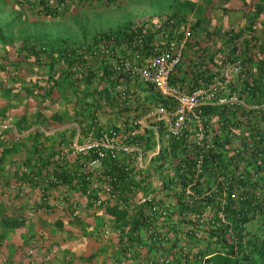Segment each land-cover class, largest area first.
<instances>
[{"label":"trees","instance_id":"trees-1","mask_svg":"<svg viewBox=\"0 0 264 264\" xmlns=\"http://www.w3.org/2000/svg\"><path fill=\"white\" fill-rule=\"evenodd\" d=\"M113 1L115 0H96L92 3L105 5ZM16 2L23 12L29 9L36 15L54 16L67 11L76 2L86 1L16 0ZM62 2H65V7L57 10V5L61 6ZM251 2L253 6L252 10L247 11L249 14L247 23L238 29L229 27L225 31L226 37L218 59L220 64L235 59L242 62L241 70L228 84L226 92L230 93L233 90L239 92L245 104L235 109L226 104H213L207 107L213 114V127L220 131V136L215 139L214 146L203 150L201 179L197 185L192 186L196 196L191 194L185 196L182 190L178 192L179 188L188 183L192 173L190 165L195 151L197 152V147L190 142L186 134L167 138L162 132L160 138L164 142L160 144L158 153L139 170L135 169L131 152L120 153L115 158H98L93 149H73L72 143L75 140L70 139L61 142L45 157L46 160L39 157L37 161H31L28 158L18 178L26 180L27 183H38L43 195L41 202L44 205L49 203V190L64 187L66 198L70 197L66 200L69 218H83L79 207L82 196L86 205L98 208L99 223L103 232H106L111 222L117 224L118 239L126 241L123 247L125 251L123 254L126 256L136 255L135 250L131 249L138 242L146 250V242L150 241L149 245L156 247L157 251L169 240V244L172 240L179 243L177 238L180 234L190 249L180 247L187 255L184 259L186 261L189 260L191 252L193 261L199 260L197 264H264V0ZM181 14L180 10L172 12L170 18H176L173 23L162 22L164 25L157 30H149L147 37L155 38L156 34L164 32L163 28L171 32L175 25L178 26L181 22L177 18ZM149 22L151 28L155 27L151 21ZM257 27L261 31L260 34L256 31ZM136 30H139L137 26L126 24L122 28L105 33L98 42L85 45H91L87 46L90 49L103 39L104 42L108 41L111 36L117 40H124L131 37ZM5 42L0 34V43L3 45ZM78 46L79 44L68 45L65 40L47 44L24 41L19 45L48 60L52 85L74 90L73 87L83 81L86 87L82 90L89 96L96 95L92 98V103L101 98L109 121L104 125L101 123V126L98 115L92 111L90 121L80 122H86L84 125L80 124L82 136L77 138L78 142H82L87 137L98 136L102 128L113 125V120L120 111L124 115L132 110L120 101L117 94L116 86L121 80L120 75L111 67V58L93 56L91 59L82 60L74 53ZM86 62H89L88 67ZM56 64L60 69L58 75L53 69ZM216 66H218L216 63L213 67L207 65L199 71L196 68L195 72L192 64L189 69L193 70L190 84L186 83L185 88L191 89L211 78L217 72ZM179 69L180 67L176 68L177 72ZM178 78L175 73L173 81L178 83ZM91 81L96 83L94 92L87 90ZM132 88L135 97L141 103L154 100V94L149 87L135 83L132 84ZM138 107L146 108L138 103L134 109ZM95 117L96 121H93ZM130 120L125 119L130 141L141 145L144 150L154 146L155 139L152 138L153 132L150 128L138 129ZM200 150L198 149L199 153L202 151ZM95 158L97 162L89 166V162ZM254 167L252 171L255 172V178L247 184V178L251 176L248 169ZM240 171L247 172L242 182L239 179ZM216 175L225 177L230 175V186L236 181L238 187L243 185L242 191L247 192L245 198L237 203L228 194L225 204L221 206L217 202V196H204V191L217 180ZM147 194H152V198L139 202L141 197ZM186 198L193 201L190 202ZM185 211L187 214L183 213ZM220 212L224 214V219L221 218ZM188 213L198 215L189 218ZM186 224L188 226L181 229ZM250 225L253 226V230H250ZM160 253L164 254L165 251ZM163 254H159L158 257L148 254L147 260H144L142 254L138 257L145 261L144 264H166L168 261ZM207 254L209 256H206ZM202 258L204 263L201 261ZM175 259L179 261L178 258ZM169 264L173 263L170 261Z\"/></svg>","mask_w":264,"mask_h":264},{"label":"crops","instance_id":"crops-1","mask_svg":"<svg viewBox=\"0 0 264 264\" xmlns=\"http://www.w3.org/2000/svg\"><path fill=\"white\" fill-rule=\"evenodd\" d=\"M177 2L189 7L180 21L193 30L186 37L177 72V82L185 87L192 77L193 70H189L192 64L197 72L216 63L218 72L221 65L216 59L225 31L229 27H243L249 18L247 11L253 5L251 0ZM166 13L150 14L147 18L154 23ZM196 22L199 26L194 33ZM256 31L261 32L258 27ZM36 54L19 45L0 43V264H144L150 254L158 257L163 254L161 251H165L168 259L178 258L179 264H197L192 258L189 261L179 258V243L185 240L180 234L179 243L172 240L169 244V240L157 251L149 245L150 241L146 242V250L138 242L131 249L136 255L126 256L123 254L126 241L118 239L117 224L111 222L103 232L98 208L86 205L82 196L79 207L83 218H69L66 200L70 197L66 198L64 187L49 190L50 200L44 205L38 183L18 178L28 158L46 160L61 142L80 138V127L86 123L80 122L90 121L92 111L98 115L100 125L109 121L101 98L92 103L96 95L89 96L84 88L74 85L75 90H65L52 85L48 60ZM53 69L58 75L57 64ZM77 108L80 109L75 111ZM3 124L7 126L3 128ZM249 228L253 230V226ZM139 254L143 255V261Z\"/></svg>","mask_w":264,"mask_h":264},{"label":"built area","instance_id":"built-area-1","mask_svg":"<svg viewBox=\"0 0 264 264\" xmlns=\"http://www.w3.org/2000/svg\"><path fill=\"white\" fill-rule=\"evenodd\" d=\"M85 1L92 3L96 0ZM63 7H65V2H62L61 6L58 4L56 9L61 10ZM162 22H172V19L164 18L162 21H157L153 30H157L161 25H164ZM148 28L149 24L143 23L140 25L139 30H136L127 39L117 40L111 36L108 41L94 45L90 49L87 46L90 47L91 45L76 47L78 49L74 53L82 60L91 59L93 56L111 58V67L118 73L117 75H120L121 80L116 86L117 94L120 101L129 106L132 111L124 115L120 111L113 120V125L102 128L96 137H87L82 142L75 140L72 147L75 150L93 149L98 158H115L120 153L131 152L135 169L139 170L148 164L152 156L158 153L160 144L164 142L160 138L162 132L167 138L186 134L190 142L197 147V152L195 151L192 164H189L192 173L188 183L186 186L179 188L178 192L182 190L185 196L190 194L196 196L193 193L192 186L197 185L201 179L203 150L214 146L215 139L220 136V131L213 127V114L207 107L213 104H226L235 109L245 104L244 98L239 95V92L235 90L230 93L226 92L228 84L241 70L242 62L240 59L224 61L220 64L218 72L211 78L191 89H186L173 81L176 65L180 63L183 56L184 39L180 37L177 29L169 32L165 28H163L164 32L156 34L153 39H149L147 37ZM69 50L71 51V48ZM86 65L88 67L89 62H86ZM135 83L136 85L149 87L154 94V100L141 103L133 92L132 84ZM138 103L146 108L138 107L134 109ZM109 116H111V113ZM126 118H130L132 124L138 129L141 127L150 128L153 132L152 138L155 139L154 146L152 145L150 149L144 150L141 145L131 142L125 126ZM93 121H96V117L93 118ZM6 126V124L2 125L3 128ZM198 149L202 151L200 150L199 153ZM64 150L66 152V149ZM96 162L97 158L91 160L88 165H93ZM248 171L251 176L247 178V184L255 178V172L252 169H248ZM246 175L247 172H239L241 182ZM216 177L215 183L204 191V196H217V202L221 206L225 204L228 194L237 203L245 198L247 192L242 191L244 190L243 185L238 187L237 181L233 185H229L230 175L227 177L216 175ZM152 196V194H147L141 197L139 202L150 200ZM186 199L190 202L193 201L191 198ZM183 213L187 214L186 211ZM188 214L193 218L198 215L197 213ZM219 214L224 219V214L222 212ZM180 247L189 248L182 240ZM206 256H209V254ZM186 257L185 251L181 249L179 258L186 259ZM188 257L189 260L194 259L192 256ZM203 260L204 258L201 260L202 263H204ZM166 261H168L166 264H169L170 261L173 264H179V261L175 258H166Z\"/></svg>","mask_w":264,"mask_h":264},{"label":"rangeland","instance_id":"rangeland-1","mask_svg":"<svg viewBox=\"0 0 264 264\" xmlns=\"http://www.w3.org/2000/svg\"><path fill=\"white\" fill-rule=\"evenodd\" d=\"M178 4L180 5L177 0H115L105 5L76 2L67 11L49 16L33 14L29 9L23 12L16 0H0V34L2 39H5V44L9 46H17L24 41L47 44L61 40L73 46L92 44L101 40L109 31L122 28L126 24L132 26L139 22L143 23L146 19L150 20L147 18L148 15L169 12L175 9L174 5L185 15L184 11H188L189 7L186 6V9L185 5ZM196 11L199 12V8ZM195 24L197 25L194 33H197L199 23ZM188 30L191 33L193 31L191 26ZM220 54L221 52L216 60ZM181 64L182 62L178 63L176 68ZM85 84L82 81L76 84V87L85 89ZM89 86L87 90L94 92L96 83L91 81Z\"/></svg>","mask_w":264,"mask_h":264},{"label":"clouds","instance_id":"clouds-1","mask_svg":"<svg viewBox=\"0 0 264 264\" xmlns=\"http://www.w3.org/2000/svg\"><path fill=\"white\" fill-rule=\"evenodd\" d=\"M173 8H175V9H171V11H169V12H167L166 14H164V15H161L160 17H158L155 21H154V23H152L153 25H155V23L157 22V21H162L164 18H168V19H170V14L172 13V12H174V11H179V8L178 7H173ZM177 18L179 19V20H181V15L178 17L177 16ZM172 19V22H169V23H173V21L176 19V18H171ZM144 21H147V24H149V30H152V28L150 27V22L149 21H151V20H144ZM143 21V22H144ZM142 24V22H139V23H136L135 25H132V26H137L138 28H139V25H141ZM187 28V29H186ZM174 29H177L179 32H178V34L180 35V33H181V35H180V37H182L183 39H184V46H186V41H187V38L186 37H188V35L190 34V31L188 30V27H185V26H183V24L180 22L179 24H178V26H176L175 25V28ZM184 52H185V47H184V50H183V56H184ZM183 56H182V59H181V61L183 60ZM180 61V62H181ZM175 73H176V70H175ZM175 75V74H174ZM250 169H252V170H254L255 169V167L254 168H250Z\"/></svg>","mask_w":264,"mask_h":264}]
</instances>
